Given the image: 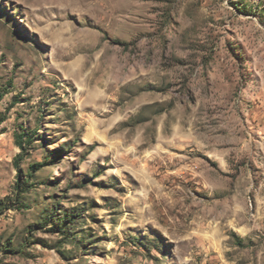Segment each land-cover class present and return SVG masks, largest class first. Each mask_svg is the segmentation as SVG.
Segmentation results:
<instances>
[{
  "label": "rangeland",
  "instance_id": "obj_1",
  "mask_svg": "<svg viewBox=\"0 0 264 264\" xmlns=\"http://www.w3.org/2000/svg\"><path fill=\"white\" fill-rule=\"evenodd\" d=\"M0 96V264H264V0H0Z\"/></svg>",
  "mask_w": 264,
  "mask_h": 264
},
{
  "label": "trees",
  "instance_id": "obj_2",
  "mask_svg": "<svg viewBox=\"0 0 264 264\" xmlns=\"http://www.w3.org/2000/svg\"><path fill=\"white\" fill-rule=\"evenodd\" d=\"M0 99H1V96H0ZM22 141H23V136H21V135H17V136H16V142H15V143H16V145H17L20 149L23 150V149H24V148H23L24 146H23V142H22Z\"/></svg>",
  "mask_w": 264,
  "mask_h": 264
}]
</instances>
